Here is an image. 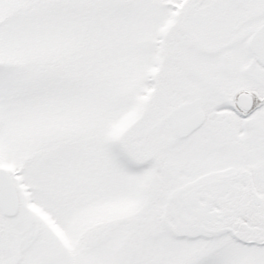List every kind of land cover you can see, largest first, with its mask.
I'll use <instances>...</instances> for the list:
<instances>
[{"label": "snow or ice", "instance_id": "1", "mask_svg": "<svg viewBox=\"0 0 264 264\" xmlns=\"http://www.w3.org/2000/svg\"><path fill=\"white\" fill-rule=\"evenodd\" d=\"M0 264H264V0H0Z\"/></svg>", "mask_w": 264, "mask_h": 264}]
</instances>
